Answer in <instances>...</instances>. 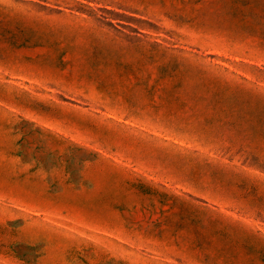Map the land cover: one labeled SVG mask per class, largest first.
<instances>
[{
  "label": "rangeland",
  "instance_id": "rangeland-1",
  "mask_svg": "<svg viewBox=\"0 0 264 264\" xmlns=\"http://www.w3.org/2000/svg\"><path fill=\"white\" fill-rule=\"evenodd\" d=\"M0 264H264V0H0Z\"/></svg>",
  "mask_w": 264,
  "mask_h": 264
}]
</instances>
